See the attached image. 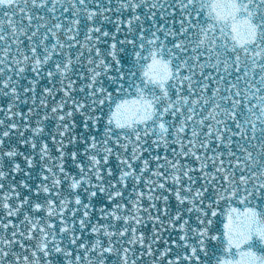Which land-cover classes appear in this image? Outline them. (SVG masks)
<instances>
[{"label":"snow or ice","instance_id":"6c2138e0","mask_svg":"<svg viewBox=\"0 0 264 264\" xmlns=\"http://www.w3.org/2000/svg\"><path fill=\"white\" fill-rule=\"evenodd\" d=\"M0 264H264V0H0Z\"/></svg>","mask_w":264,"mask_h":264}]
</instances>
